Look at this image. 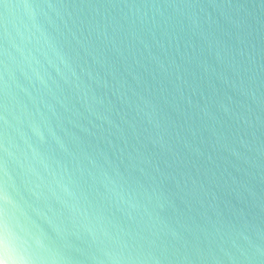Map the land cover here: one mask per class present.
Listing matches in <instances>:
<instances>
[{"label": "water", "instance_id": "obj_1", "mask_svg": "<svg viewBox=\"0 0 264 264\" xmlns=\"http://www.w3.org/2000/svg\"><path fill=\"white\" fill-rule=\"evenodd\" d=\"M5 232L0 264H264V0H0Z\"/></svg>", "mask_w": 264, "mask_h": 264}, {"label": "snow or ice", "instance_id": "obj_2", "mask_svg": "<svg viewBox=\"0 0 264 264\" xmlns=\"http://www.w3.org/2000/svg\"><path fill=\"white\" fill-rule=\"evenodd\" d=\"M14 243H17V241H15L13 238H10L6 232L0 234V246L7 248ZM24 243L27 245L28 241L24 240Z\"/></svg>", "mask_w": 264, "mask_h": 264}]
</instances>
